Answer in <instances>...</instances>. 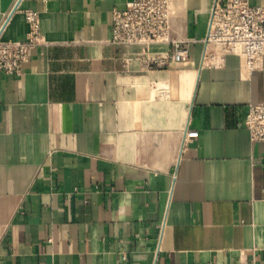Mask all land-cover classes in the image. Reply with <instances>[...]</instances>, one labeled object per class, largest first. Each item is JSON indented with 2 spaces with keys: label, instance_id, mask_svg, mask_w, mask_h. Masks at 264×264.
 Masks as SVG:
<instances>
[{
  "label": "crops",
  "instance_id": "1",
  "mask_svg": "<svg viewBox=\"0 0 264 264\" xmlns=\"http://www.w3.org/2000/svg\"><path fill=\"white\" fill-rule=\"evenodd\" d=\"M127 1L0 0L2 38L27 9L43 38L0 73V264H264V65L202 63L213 0H171L189 57L150 69L110 41Z\"/></svg>",
  "mask_w": 264,
  "mask_h": 264
},
{
  "label": "built area",
  "instance_id": "2",
  "mask_svg": "<svg viewBox=\"0 0 264 264\" xmlns=\"http://www.w3.org/2000/svg\"><path fill=\"white\" fill-rule=\"evenodd\" d=\"M173 13L171 0H129L123 8L112 9L111 43L139 45L148 68H165L189 57V39L170 36ZM28 30L24 38L4 39L0 36V73L17 75L29 59L31 51L43 38L38 13L25 11ZM202 44V63L217 64L224 54H237L243 66L252 71L264 65V4L247 0H213ZM165 44L164 50L152 48ZM244 126L252 141H264V98L250 103ZM198 135L188 130L184 140Z\"/></svg>",
  "mask_w": 264,
  "mask_h": 264
}]
</instances>
